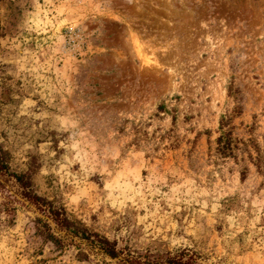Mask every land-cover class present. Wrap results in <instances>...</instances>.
Masks as SVG:
<instances>
[{"label":"rangeland","instance_id":"1","mask_svg":"<svg viewBox=\"0 0 264 264\" xmlns=\"http://www.w3.org/2000/svg\"><path fill=\"white\" fill-rule=\"evenodd\" d=\"M0 146V264H264V0H0Z\"/></svg>","mask_w":264,"mask_h":264},{"label":"trees","instance_id":"2","mask_svg":"<svg viewBox=\"0 0 264 264\" xmlns=\"http://www.w3.org/2000/svg\"><path fill=\"white\" fill-rule=\"evenodd\" d=\"M233 140L230 136L229 132H226L223 135H220L217 139V152L221 155H230L233 152ZM7 153L5 150L2 149L0 146V172L7 170ZM15 179L21 183L27 191L25 192V197L28 200H32V202L36 205V207L43 212H46L45 208H43L47 201H45L40 196L34 194L31 189L30 185L27 181H25V176L23 174L13 175ZM48 213L51 216L52 220L58 226L59 230H67L68 233H72L74 236L80 235L83 238L91 240V243L99 248L105 255H108L111 258H116L119 256L120 251L116 249L115 244L105 237L99 236L98 234L94 233H87L86 230L79 225H77L74 221H71L65 214L64 209L59 208H51L48 209ZM37 222L39 223L38 230L44 237L54 243L57 249L63 248V241L61 237H57L54 234V231L47 225V223L43 222L41 219H38ZM188 255V254H187ZM153 260L150 261H139L138 259L134 258L131 259L135 264H194L195 260L191 256H188L187 259H183V254H178L174 256H170L169 254L165 256H153ZM145 262V263H144Z\"/></svg>","mask_w":264,"mask_h":264}]
</instances>
